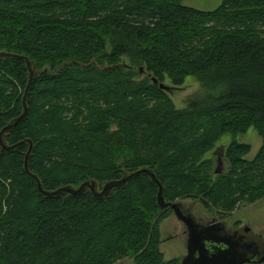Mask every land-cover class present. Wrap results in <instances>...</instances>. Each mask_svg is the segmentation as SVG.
<instances>
[{"label": "trees", "instance_id": "trees-1", "mask_svg": "<svg viewBox=\"0 0 264 264\" xmlns=\"http://www.w3.org/2000/svg\"><path fill=\"white\" fill-rule=\"evenodd\" d=\"M185 1L0 0V51L48 69L33 81L27 119L5 136L33 141L30 171L44 189L102 187L149 168L167 202L191 193L229 215L264 199V144L249 160L252 146L233 140L221 174L205 158L227 133L254 127L264 139V0L214 10ZM191 76L205 94L178 110L160 84ZM27 84L24 61H0V131L22 114ZM27 144L0 145V264H181L159 250L169 212L149 176L104 200L45 197L25 170Z\"/></svg>", "mask_w": 264, "mask_h": 264}, {"label": "water", "instance_id": "water-1", "mask_svg": "<svg viewBox=\"0 0 264 264\" xmlns=\"http://www.w3.org/2000/svg\"><path fill=\"white\" fill-rule=\"evenodd\" d=\"M6 59L21 60L26 63L28 69V84L23 97V113L13 119L0 131V145L2 153L16 150L27 143L29 144L28 151L25 157L26 172L37 181L39 191L45 196H63V195H80L87 191L97 199L104 200L111 197L115 189L126 187L129 181L140 175H147L151 181L158 186V203L162 208H172L177 217L185 224L188 233L187 241V255L182 260L181 264H254V255L263 251L259 248L256 240L253 238L252 232H247L245 229H236L234 231L223 220H213L210 223H203L192 213L190 209H186L182 203L167 202L164 194V185L156 176V174L149 168H141L135 172L125 173L121 179L111 180L104 184L102 189L99 188L96 180L86 181L79 187L64 186L55 191H48L44 189L39 177L30 171L29 161L34 150V143L32 140L21 141L14 145H8L5 141V136L11 133L21 122L27 119L29 115L28 97L35 78L44 74L48 69L45 67L42 70H37L33 66V62L24 55L14 54L6 51H0V61ZM71 64H79L72 62ZM92 64V63H91ZM91 64H81L83 67H89ZM121 65H119L120 67ZM129 68L128 65H125ZM115 67L103 68V71L114 69ZM57 72V71H56ZM55 72V73H56ZM141 74L145 73L143 67L140 68ZM155 84H159L157 79ZM160 88L166 92H170L173 88L165 83L160 84ZM216 174H221L225 170L224 161L221 156L223 152L218 151Z\"/></svg>", "mask_w": 264, "mask_h": 264}, {"label": "rangeland", "instance_id": "rangeland-1", "mask_svg": "<svg viewBox=\"0 0 264 264\" xmlns=\"http://www.w3.org/2000/svg\"><path fill=\"white\" fill-rule=\"evenodd\" d=\"M183 4L200 10H214L222 4V0H187ZM127 63L129 64L128 61ZM143 78H145V74L137 77L138 80ZM166 84L173 88L172 91L167 93L178 110L188 109L193 99L198 97L200 98L205 94V89L202 86L203 84L193 76L188 77L185 84L179 87L174 88L170 80H167ZM113 130H116V127H113ZM233 140L252 146V151L247 156L249 160H253L255 158L258 151L264 144V139L258 134L254 127H251L247 133L239 134L237 136L230 133L225 134L217 142L215 148L205 156L206 159H214L216 163L214 166L215 169L217 166L218 151L223 152L221 158L225 164L222 169L225 170L228 167L225 153ZM99 184L100 183H98V185ZM100 186L101 185H99V188L102 189L103 186ZM175 202L182 203L186 209H190L198 220L203 223H210L213 220H223L231 229L236 230L246 228L249 229V231H252L255 234H260L264 237V199L256 203L243 202L236 211H233L232 214L229 215L224 214L220 209L207 208L203 204L201 198L191 195V193L187 197H182ZM164 209H166L169 214L161 224L162 242L159 250L163 253L165 260L171 261L173 259H177L180 263H182V260L187 255V228L177 217L172 208ZM119 264H137V262L135 257H130L121 261Z\"/></svg>", "mask_w": 264, "mask_h": 264}, {"label": "flooded vegetation", "instance_id": "flooded-vegetation-1", "mask_svg": "<svg viewBox=\"0 0 264 264\" xmlns=\"http://www.w3.org/2000/svg\"><path fill=\"white\" fill-rule=\"evenodd\" d=\"M247 232H252L249 231V229L244 228ZM232 231H234V229H231ZM253 233V238L256 240L257 245L259 248H262L263 251L258 252L257 254L254 255V264H264V237L260 234H255Z\"/></svg>", "mask_w": 264, "mask_h": 264}]
</instances>
